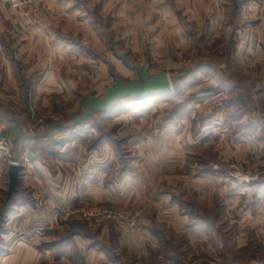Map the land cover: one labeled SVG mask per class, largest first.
<instances>
[{
    "label": "rangeland",
    "instance_id": "rangeland-1",
    "mask_svg": "<svg viewBox=\"0 0 264 264\" xmlns=\"http://www.w3.org/2000/svg\"><path fill=\"white\" fill-rule=\"evenodd\" d=\"M116 4L112 21L105 16L108 9L104 7L101 14L96 8L92 12L100 26L101 45L92 48L90 35L83 59L64 55L61 65L47 68L54 80L43 89L62 90L55 95L48 91L47 108L44 99L36 98L41 93L35 89L37 83L30 80L26 83L30 88L27 99L0 98V114L5 119V129L0 130V263L1 256L13 251L19 232L9 221L10 214L20 203L34 204L41 214L44 211V195L34 198L33 190L20 184L19 194L10 199L9 212L1 217L2 208L10 201V165L16 164L25 149L21 141L25 136L43 134L40 125L50 116L46 111H59L56 117L67 123L81 116L83 102L103 99L117 85L115 76L124 83H139L132 68L135 65L150 76L167 74L175 94L145 102L125 99L114 113H97L79 127L80 136L66 153L86 160L80 168L87 167L91 173L94 164L103 162L109 153L121 158L120 164L135 156L159 155L161 139L174 136L180 138L188 162L204 169L216 165L228 175L234 193L239 187L249 189L244 199L239 195L241 199L229 209L223 207L225 195L221 192L216 191L206 203L204 186L198 185L196 192L178 191L183 213L196 211L199 222H212L213 227L203 235L193 234L194 226L187 225L180 233L166 228L162 237L166 242L161 243L158 233L157 240L141 243L140 249L105 237V252L98 253L100 257L82 255L75 247L64 260L43 256L39 264H264V195L261 199L254 195L256 186H264V0H116ZM72 134L63 131L30 144L33 151L30 148L29 156L37 161H46L48 156L50 160L52 152L64 149L69 142L66 137ZM102 147L110 149L100 150ZM49 164L62 172L73 168L60 161L50 160ZM233 173L237 178L231 177ZM53 179L55 186L69 181ZM100 208L140 216L135 227L90 218L89 213ZM146 212L147 206L83 205L75 215L64 214L59 224H76L78 228L69 236L83 229L93 234L100 228L116 234H121L118 229H127L133 235ZM63 230L55 229L56 236L63 235ZM46 234L40 236L43 241L38 247L51 243Z\"/></svg>",
    "mask_w": 264,
    "mask_h": 264
},
{
    "label": "crops",
    "instance_id": "crops-1",
    "mask_svg": "<svg viewBox=\"0 0 264 264\" xmlns=\"http://www.w3.org/2000/svg\"><path fill=\"white\" fill-rule=\"evenodd\" d=\"M103 7L108 9L104 11L105 16L112 21L115 18L112 17V12L116 10V0H35L28 13L12 10L6 0H0V98L27 99L30 88L26 87V83L29 80L37 83L35 89L38 94L40 91L41 93L36 95V98L44 99V103L49 92L50 95L59 94L62 90L43 89L45 84L54 80L52 72L49 74L47 68L61 65L64 55H70L72 59H83L87 51L86 38L90 35L94 43L92 48L101 45L100 26L93 20L95 17L92 12L98 9L101 14L100 8ZM82 108V117L79 116L68 123L56 117L60 114L59 111L44 112L50 116L40 125L43 134L25 136L24 142L21 141V146L25 149L14 163L30 162L28 166L21 165L24 168L21 184L33 190L34 198L44 195V211L41 214L34 204L20 203L10 214L9 221L14 222L19 232L13 251L1 256L0 264H39V258L43 256L64 260L75 247L82 255L90 253L94 257H100L98 253L105 252V237H112L113 242H125L133 249H140L141 243L150 242L151 239L157 240L158 233H161V243L166 242L162 240L166 228L180 233L183 227L194 226L193 234L203 235L206 233L205 229L213 227L212 222H199L196 211L183 213V202L176 196L182 189L190 193L198 191V185L204 186L206 203L216 191L221 192L225 195V198H222L223 207L227 209L231 203L241 199L238 198L239 195H243L244 199L249 188L239 187L234 193L232 191L235 187L228 181V175L218 171L216 165L211 164L205 169L195 166L194 163L192 166L191 161H187V152L183 149L180 138L174 136L161 139L159 155L135 156L120 164L121 158L109 153L103 162L99 160V163L94 164L95 171L87 173V167L80 168L86 160L66 153V150L74 146V140L80 136L78 129L82 125L85 126L84 121L87 118H92L97 113L105 116L109 114L93 110L92 115L86 117L83 105ZM4 123L5 119L3 120L0 114L1 131L5 129ZM69 130L73 134L72 137H66V142L69 141L71 145L66 143L64 149L54 150V156L51 155L50 160L72 165L71 171L53 170L49 164L50 160H47L48 156L46 161H37L33 156H29L33 147L30 144ZM77 143L79 144V141ZM102 149L109 151L110 148L102 147L100 150ZM54 176L65 177L69 181L64 182L63 186H55ZM72 180L73 183H70ZM254 195L261 199L264 186H256ZM102 204L121 208L147 206V212L139 223L138 231L133 235L127 229L118 228L121 234H116L115 230L101 228L93 234H88L85 233L86 229L79 227L84 231H77L69 236L68 233L73 228H78L76 224L67 221H61L59 224V219L63 220L64 214L75 215L83 205ZM191 220H194V223ZM59 227L65 232L56 236L55 229ZM43 234H46V241L51 243L41 248L37 243L43 241L40 239ZM60 242L62 243L59 244Z\"/></svg>",
    "mask_w": 264,
    "mask_h": 264
},
{
    "label": "water",
    "instance_id": "water-1",
    "mask_svg": "<svg viewBox=\"0 0 264 264\" xmlns=\"http://www.w3.org/2000/svg\"><path fill=\"white\" fill-rule=\"evenodd\" d=\"M132 68L137 71L140 82L124 83L115 76L117 85L111 88L103 99L87 98L83 102L86 117L91 116L93 110L102 114H112L116 111L118 103L125 99L145 102L155 97L168 98L175 94L173 83L167 74L150 76L138 66L132 65ZM23 169L19 164L10 165L8 200L19 192Z\"/></svg>",
    "mask_w": 264,
    "mask_h": 264
},
{
    "label": "built area",
    "instance_id": "built-area-1",
    "mask_svg": "<svg viewBox=\"0 0 264 264\" xmlns=\"http://www.w3.org/2000/svg\"><path fill=\"white\" fill-rule=\"evenodd\" d=\"M9 7L12 10L28 13L33 6L35 0H6ZM233 179L237 178V174H231ZM90 218L96 221L102 222L107 220H113L118 224H127L131 227H135L140 216L139 213L128 214L115 208H100L89 213Z\"/></svg>",
    "mask_w": 264,
    "mask_h": 264
},
{
    "label": "trees",
    "instance_id": "trees-1",
    "mask_svg": "<svg viewBox=\"0 0 264 264\" xmlns=\"http://www.w3.org/2000/svg\"><path fill=\"white\" fill-rule=\"evenodd\" d=\"M88 119H90V118H87L86 120H88ZM86 120L84 121V123L86 122ZM18 194H19V192H18L16 195H18ZM16 195H15V196H16ZM15 196H14V197H15ZM11 204H12V201L10 200L9 202H7L6 205H4V207L2 208V211H3L2 213H3V214H2L1 217H3V218L6 217L5 215L9 212V210H10L9 207L11 206Z\"/></svg>",
    "mask_w": 264,
    "mask_h": 264
}]
</instances>
